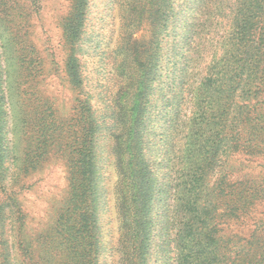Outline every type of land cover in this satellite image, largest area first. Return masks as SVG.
Segmentation results:
<instances>
[{"label": "trees", "instance_id": "16d2710c", "mask_svg": "<svg viewBox=\"0 0 264 264\" xmlns=\"http://www.w3.org/2000/svg\"><path fill=\"white\" fill-rule=\"evenodd\" d=\"M149 5L151 38L139 44L143 56L121 58L125 79L109 109L121 264H264V164L241 179L231 170L235 156L264 158V0ZM88 6L72 0L64 24L65 71L78 87ZM80 104L82 140L69 151V198L53 234L36 244L0 220V264H99L102 125L89 98ZM3 109L0 95V117ZM20 205L4 200L0 218L5 206L24 226ZM242 224L249 234L232 230Z\"/></svg>", "mask_w": 264, "mask_h": 264}, {"label": "rangeland", "instance_id": "374dc122", "mask_svg": "<svg viewBox=\"0 0 264 264\" xmlns=\"http://www.w3.org/2000/svg\"><path fill=\"white\" fill-rule=\"evenodd\" d=\"M71 1L0 0V95L4 108L0 117V205L6 199H18L21 209L17 217L25 225H15L12 219L16 217L6 215L5 206L0 220L10 224L6 228L11 234L18 228L36 244L42 235L53 234L55 220L69 198V151L82 140L77 123L84 116L80 102L89 98L102 125L97 133L96 158L101 176L97 214L103 232L99 264H121L109 109L125 79L120 73L121 58L143 56L145 49L139 44L151 38L150 0H89L79 49L83 73L79 87L71 84L65 71L69 48L64 24ZM140 2V7L146 5L137 9ZM188 107L186 103V111ZM158 133L152 136L157 141ZM159 153L153 154L157 161ZM231 163L234 178L241 179L249 170H259L264 158L250 161L238 155ZM232 230L250 233L244 224Z\"/></svg>", "mask_w": 264, "mask_h": 264}]
</instances>
